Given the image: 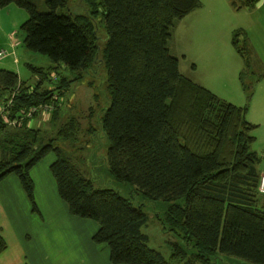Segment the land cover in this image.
<instances>
[{
    "label": "trees",
    "instance_id": "1",
    "mask_svg": "<svg viewBox=\"0 0 264 264\" xmlns=\"http://www.w3.org/2000/svg\"><path fill=\"white\" fill-rule=\"evenodd\" d=\"M0 0L29 12L21 25L24 44L48 55L56 66L34 67V87L17 72L0 69V104L14 96L16 116L54 95L65 96L72 80L60 75L51 86L50 73L59 64L72 72L87 69L97 52L95 19L105 21L108 39L104 59L110 105L102 125L110 140L108 161L121 181L135 186L146 199L170 201L164 228L183 240L170 241L166 258L149 245L143 231L149 216L119 192L98 189L78 160L66 155L55 141L79 140L80 120L71 118L54 136L31 127V119L9 126L0 118V181L19 176L34 202L31 170L46 155L57 158L50 170L59 195L72 214L94 219L97 244L109 247L112 264H215L219 254L264 264V194L259 191L262 156L253 149L256 124L247 118L252 85L245 81L250 51L241 31L233 44L245 61L240 81L247 105L220 97L182 73L171 50L176 26L201 0H84L89 13H73L69 0ZM53 111L56 120L60 104ZM184 199V203L178 200ZM7 247L0 235V252Z\"/></svg>",
    "mask_w": 264,
    "mask_h": 264
},
{
    "label": "rangeland",
    "instance_id": "2",
    "mask_svg": "<svg viewBox=\"0 0 264 264\" xmlns=\"http://www.w3.org/2000/svg\"><path fill=\"white\" fill-rule=\"evenodd\" d=\"M242 1L231 0L232 4L238 7L242 5ZM38 3L41 10L47 9L42 0ZM69 9L74 14L89 13V6L84 0H69ZM28 18V10L15 3L0 7V50L7 49L10 52L8 56L0 59V69L7 68L17 72L20 80L34 87L39 79L34 67L50 70L56 64L48 55L29 50L25 46L24 33L20 28ZM95 26L97 52L90 66L83 71L72 72L61 63L58 71L53 70L50 73L53 82L49 81L45 84V86L53 85L60 75L80 78L76 81L72 80L65 96L54 95L51 99V102L56 104L55 109L57 108L56 102L61 106L58 118L56 120L52 118L55 109L53 111H45L44 109L35 114L34 119L30 118L31 125L46 131L49 136H54L62 124L73 117L78 118L82 126L78 135L79 140L73 142L72 146L68 141L59 139L55 141V145L62 147L66 155L78 160L85 175L93 180L96 188H111L122 196L130 198L135 205L142 204L143 210L149 216L147 225L143 227V231L149 235V245L161 251L166 258H170L172 254L170 241L178 240L183 243V240L178 238L174 231L165 229L160 221V218L166 214L170 201L146 199L140 191L136 190L134 185L119 180L112 172L108 161L110 140L102 125V117L110 105L108 71L104 59L108 33L105 21L102 20L101 16H97L95 19ZM182 29L184 28L180 30ZM182 34L180 33L176 37V41L177 38L186 39L187 35L183 36ZM240 42H243V36H240ZM180 49L190 51L187 40L180 44ZM176 50L179 53V48L176 47ZM190 63L192 62L184 63L183 69H187ZM187 71L189 72V69ZM256 79L257 76L247 69L246 83L253 85ZM10 98L1 103L6 104L7 107L0 118L9 126H19L25 121L24 114L18 113L16 116H11L14 100L10 101ZM38 115L41 117L35 118ZM15 119H17L16 123L13 122ZM56 158V154L51 152L31 170L35 183L34 202L27 194L18 175L9 174L0 182V199L7 211L6 218H9L7 224L2 226L9 241L8 253L15 254L17 242L13 239V235H16L19 238L20 250L23 253V259L18 257L21 264H31L33 253L40 251L42 246H46L47 237L51 238L50 240H55L56 250L63 249L64 263L62 264H83L82 259L87 257V250L80 237H84L86 235L84 233H88V236L92 237L99 228V223L96 220L72 214L66 201L59 195L56 179L50 170V165ZM259 169L264 170L263 156ZM178 202L184 203L185 200L180 199ZM75 218L81 223L72 226V221ZM9 225L12 226L11 229L8 227ZM73 240L74 242L71 243ZM52 252H55L54 262L60 264L56 259L58 253ZM2 256H0V264H9L15 260L14 257ZM215 264L255 263L236 256L219 254Z\"/></svg>",
    "mask_w": 264,
    "mask_h": 264
},
{
    "label": "crops",
    "instance_id": "3",
    "mask_svg": "<svg viewBox=\"0 0 264 264\" xmlns=\"http://www.w3.org/2000/svg\"><path fill=\"white\" fill-rule=\"evenodd\" d=\"M242 2V5L238 7L234 6L231 0H201L202 4L199 8L179 21L170 45L172 52L180 60V69L183 74L216 92L220 97L236 105L244 106L248 102L240 81V74L245 70L246 65L233 44L234 33L241 31L240 36H243L251 55L247 68L257 76L252 85L253 95L248 103L247 118L257 125L253 132L256 137L254 150L264 157V0H243ZM181 28L184 29L180 30ZM180 33L187 37L186 39L177 38L176 41ZM185 40L190 51L180 49V44ZM176 47L179 48V53ZM188 61L192 63L187 66L189 72H186L187 69H183V64ZM38 117L41 115L35 118ZM29 124L33 127L31 121ZM260 171L264 172V170ZM1 201L0 199V235L6 241L7 249L0 252V256L14 257L15 260L9 264H21L18 257L22 258L23 253L16 235H13V239L17 242L15 254L8 253L9 241L2 226L7 224L9 218H6L7 211ZM72 222V226L81 223L76 218ZM8 227L12 228L11 225ZM84 234H86L84 237H80L87 250V257L82 259L83 264H112L109 247L98 245L94 242L93 235L91 237L88 233ZM46 239V246H42L40 251L33 253L31 264H56L55 252L52 251L58 253L56 256L58 262L64 263L63 249L56 250L55 240H50L49 237ZM73 242L74 240L71 243Z\"/></svg>",
    "mask_w": 264,
    "mask_h": 264
},
{
    "label": "built area",
    "instance_id": "4",
    "mask_svg": "<svg viewBox=\"0 0 264 264\" xmlns=\"http://www.w3.org/2000/svg\"><path fill=\"white\" fill-rule=\"evenodd\" d=\"M13 53V51L11 52V54ZM10 54L9 50L7 49H2L0 50V59L8 56ZM14 98V96H12V98H10V101H12ZM6 104H1L0 105V115L6 110ZM56 107V104H54V102H46V103H40V104H37V105H34L32 107H30L29 109H26L22 112V114H24V118L25 119H30V118H33L35 114L41 112L42 110L45 109L46 110H52L55 109ZM51 111V112H52ZM14 123L17 122V119H15L13 121ZM259 191L264 194V172L260 174V179H259Z\"/></svg>",
    "mask_w": 264,
    "mask_h": 264
}]
</instances>
